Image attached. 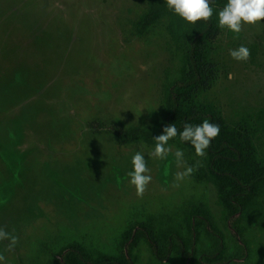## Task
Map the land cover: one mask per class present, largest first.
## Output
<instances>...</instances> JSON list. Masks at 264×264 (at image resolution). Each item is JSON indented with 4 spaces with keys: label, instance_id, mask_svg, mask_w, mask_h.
<instances>
[{
    "label": "rangeland",
    "instance_id": "374dc122",
    "mask_svg": "<svg viewBox=\"0 0 264 264\" xmlns=\"http://www.w3.org/2000/svg\"><path fill=\"white\" fill-rule=\"evenodd\" d=\"M145 10L144 0H0V229L18 238L11 251L0 240V264H60L72 244L123 259V234L139 224L177 231L188 256L161 259L139 241L131 264H264V201L227 218L203 157L170 144L164 159L151 157L155 146L113 132L154 127L179 76L164 21L136 35ZM240 45L246 62L230 56ZM209 59L217 79L202 100L228 122L254 123L264 109V22L222 31ZM255 140L264 159V130ZM137 151L152 177L142 198L128 176ZM201 209L207 221L189 218ZM220 249L222 261L209 260Z\"/></svg>",
    "mask_w": 264,
    "mask_h": 264
},
{
    "label": "trees",
    "instance_id": "16d2710c",
    "mask_svg": "<svg viewBox=\"0 0 264 264\" xmlns=\"http://www.w3.org/2000/svg\"><path fill=\"white\" fill-rule=\"evenodd\" d=\"M145 12L134 25L137 36H142L151 27L164 21L165 31L178 53L180 68L177 79L169 83L163 92L162 116L154 127H133L127 130L113 128V132L123 144L143 141L155 146L153 140L163 134L166 125L175 124L178 132L185 123L200 125L205 119L219 126V134L205 150L203 160L211 175L220 204L227 218L261 211L264 201V159L258 153L256 133L264 130V109L256 115V120L241 119L226 121L220 109L202 96L215 84L217 72L209 59L210 43L224 30L218 27V12L227 0H210L213 15L207 22L189 25L167 9L163 0H144ZM168 144L189 151L195 155L188 142H182L177 135ZM167 144V145H168ZM197 157V156H196ZM192 163V161H191ZM201 217L207 221L205 209L192 211L189 218ZM143 241L150 251L159 258L175 254L187 257V241L175 230L157 234L149 225L139 224L127 229L122 243L123 259L100 255L93 259L90 254L76 244L68 245L61 251L60 264H131L130 255L137 243ZM223 250L210 257L213 262L222 261ZM226 262V261H225Z\"/></svg>",
    "mask_w": 264,
    "mask_h": 264
},
{
    "label": "clouds",
    "instance_id": "9594fccd",
    "mask_svg": "<svg viewBox=\"0 0 264 264\" xmlns=\"http://www.w3.org/2000/svg\"><path fill=\"white\" fill-rule=\"evenodd\" d=\"M167 9L174 15L178 16L186 24L193 25L197 22H207L213 15V9L210 0H163ZM264 22V0H227L226 5L218 12V27L221 30H228L232 33L239 34L244 25L252 26ZM250 50L240 45L238 48L230 51V56L236 61H247L250 57ZM233 76L230 73L229 79ZM219 126L205 119L200 125L185 123L183 130H177L175 124L166 125L163 128V134L156 136L155 147L149 154L151 157L164 159L170 147H166L170 139L179 135L182 142H188L194 148L197 157H204L206 149L210 146L211 141L219 134ZM177 166L183 161V152H175ZM132 171L128 173L129 183L134 186L135 194L142 198L146 191L147 185L151 182V175H146L149 169L146 164L145 155L139 151L131 159ZM194 168L189 166L182 172L175 175L176 181L184 180L193 174ZM173 186H179L174 184ZM0 240H9L8 250L11 251L18 242L16 236H10L9 233L0 229ZM5 261V256L0 254V262Z\"/></svg>",
    "mask_w": 264,
    "mask_h": 264
}]
</instances>
